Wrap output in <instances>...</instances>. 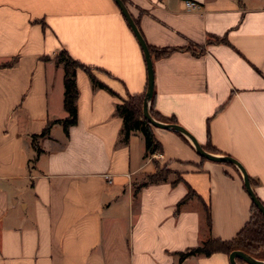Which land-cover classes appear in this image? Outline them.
I'll use <instances>...</instances> for the list:
<instances>
[{
	"label": "crops",
	"instance_id": "obj_1",
	"mask_svg": "<svg viewBox=\"0 0 264 264\" xmlns=\"http://www.w3.org/2000/svg\"><path fill=\"white\" fill-rule=\"evenodd\" d=\"M192 1L198 10L124 0L146 44L176 48L152 59L154 110L238 161L264 204V0ZM62 49L107 88L77 69L76 124L66 134L55 122L34 141L68 115L53 60ZM146 87L113 0H0V264H230L224 253L179 262V252L248 222L242 174L172 131L152 127L162 151L147 157L140 132L123 140L116 105ZM163 165L165 180L139 186Z\"/></svg>",
	"mask_w": 264,
	"mask_h": 264
},
{
	"label": "trees",
	"instance_id": "obj_2",
	"mask_svg": "<svg viewBox=\"0 0 264 264\" xmlns=\"http://www.w3.org/2000/svg\"><path fill=\"white\" fill-rule=\"evenodd\" d=\"M124 3V0H122ZM121 13V12H120ZM135 22V21H134ZM136 26L137 23L135 22ZM140 31V30H139ZM141 33V32H140ZM213 41L216 43H225L226 39L224 37H212ZM148 50L152 59H159L166 57L176 48L172 47H155L148 45ZM182 49V48H181ZM186 50L195 52L197 49L195 46L189 45L184 47ZM50 57H43L42 60H48ZM54 62L57 65L63 67V108L67 112V117L63 120L48 122L46 128L35 137L43 136L47 133L50 126L59 122L62 124L63 130L68 134V129L70 126L76 124L77 122V107L76 101L78 98V89L76 85V71L77 69L84 70L94 87L107 88L101 82H99L91 72V68L80 63L79 61L72 58L65 49L58 51L54 57ZM109 90V89H108ZM111 91V90H109ZM145 91L141 94L127 95L126 100L122 103L116 105L115 115L119 116L123 120V127L121 130V135L123 140H127L131 133L140 132L144 138V157L153 155L155 153H161L162 147L160 143L154 138L152 132V126L143 116V101H144ZM154 102V90L152 98L149 104L150 115L158 121L177 124L174 118H164L158 114L153 107ZM176 133V132H175ZM179 134V133H176ZM35 141V140H34ZM36 153L40 152V149L35 145ZM204 150L208 152L211 151V147L208 144L202 146ZM203 158V157H201ZM205 159V158H203ZM229 164V163H226ZM170 170H168L167 165L157 166V170L145 177V182L141 183L139 186H144L148 182H158L165 180ZM250 184L253 181L249 179ZM137 190V189H136ZM251 217L248 222L243 226V228L231 239V240H220L217 238L208 237L199 246L190 248L184 252H179V262L190 256H210L214 253H224L229 256L230 252L234 250H240L249 256L257 259L263 260L261 252L264 250V215L257 209L254 203L251 201ZM206 226L210 227L209 213L206 211ZM237 262L242 263L241 259H236Z\"/></svg>",
	"mask_w": 264,
	"mask_h": 264
},
{
	"label": "water",
	"instance_id": "obj_3",
	"mask_svg": "<svg viewBox=\"0 0 264 264\" xmlns=\"http://www.w3.org/2000/svg\"><path fill=\"white\" fill-rule=\"evenodd\" d=\"M120 10L122 16L126 20L128 26L130 27L132 33L134 34L144 56L146 71H147V87L145 91L144 101H143V116L149 122L152 127L161 128L164 130L176 132L185 136L189 141L192 143L196 153L207 160L219 163H229L236 166L242 174L243 178V186L249 195L251 201L257 207V209L264 215V204L256 197L249 181V177L246 174L244 168L241 164L236 161L234 158L227 156V155H216L210 153L203 149V147L197 142V140L192 136L186 129L178 124L166 123L155 120L149 112V104L153 94V66H152V58L148 50V46L140 33L138 27L136 26L134 20L132 19L128 9L126 8L125 4L122 0H113ZM229 262L230 264H240L236 261V259H241L246 264H264L263 260H257L248 254L240 251L234 250L229 254Z\"/></svg>",
	"mask_w": 264,
	"mask_h": 264
},
{
	"label": "built area",
	"instance_id": "obj_4",
	"mask_svg": "<svg viewBox=\"0 0 264 264\" xmlns=\"http://www.w3.org/2000/svg\"><path fill=\"white\" fill-rule=\"evenodd\" d=\"M185 6L188 10H198L199 4L192 0H185Z\"/></svg>",
	"mask_w": 264,
	"mask_h": 264
},
{
	"label": "rangeland",
	"instance_id": "obj_5",
	"mask_svg": "<svg viewBox=\"0 0 264 264\" xmlns=\"http://www.w3.org/2000/svg\"><path fill=\"white\" fill-rule=\"evenodd\" d=\"M195 51H199V49H196ZM262 256H264V250L261 252Z\"/></svg>",
	"mask_w": 264,
	"mask_h": 264
}]
</instances>
